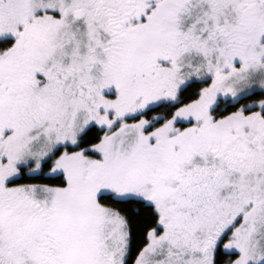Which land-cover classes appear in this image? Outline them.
<instances>
[{
	"label": "snow or ice",
	"instance_id": "obj_1",
	"mask_svg": "<svg viewBox=\"0 0 264 264\" xmlns=\"http://www.w3.org/2000/svg\"><path fill=\"white\" fill-rule=\"evenodd\" d=\"M0 264H264V0H0Z\"/></svg>",
	"mask_w": 264,
	"mask_h": 264
}]
</instances>
